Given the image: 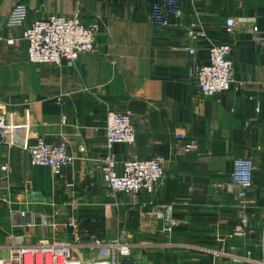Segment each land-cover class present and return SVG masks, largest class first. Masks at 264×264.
<instances>
[{"label": "crops", "instance_id": "crops-1", "mask_svg": "<svg viewBox=\"0 0 264 264\" xmlns=\"http://www.w3.org/2000/svg\"><path fill=\"white\" fill-rule=\"evenodd\" d=\"M154 1L0 0V36L18 3L28 6V22L77 14L85 25L99 26L98 50L81 54L75 67L31 64L25 43L0 40V105L17 112V124L29 112L30 144L65 142L76 158L58 177L48 168L31 167L21 145L11 150L7 174L0 158V257L12 247L62 241L71 236L72 223L98 216L96 232L105 240L139 244L134 255L141 264L264 260V0H182L183 17L160 26L150 19ZM228 17L255 19L249 29L239 24L232 39L235 82L229 93L196 95L188 68L207 65L212 44H227ZM196 19L206 37L190 42L197 52L191 56L184 46ZM22 31L16 29L15 36ZM111 110L132 112L137 129L133 148L121 143L112 149L119 172L131 157L165 161L166 176L153 195L116 193L103 181L99 164L107 152L105 120ZM179 132L195 149L181 151ZM236 158L254 162L245 200L226 189ZM164 203L175 207L173 242L248 261L164 246L168 239L152 214ZM241 215L251 233L231 238Z\"/></svg>", "mask_w": 264, "mask_h": 264}, {"label": "built area", "instance_id": "built-area-1", "mask_svg": "<svg viewBox=\"0 0 264 264\" xmlns=\"http://www.w3.org/2000/svg\"><path fill=\"white\" fill-rule=\"evenodd\" d=\"M28 11L29 8L25 3L14 5L8 14L0 40L10 45L25 43L31 64H51L60 67L65 62L68 66L75 67L81 54L98 50L96 38L99 32L98 25H85L77 14L73 16L50 14L28 22ZM183 14L182 0H156L151 6L150 19L155 25L160 26L166 24L169 18L181 19ZM254 21V18L237 20L228 17L224 29L225 35L229 38L227 44H212L209 48V63L207 65L194 63L188 68V75L193 79L196 87V95L212 96L231 91L235 82L231 61L234 50L232 39L239 24L249 29ZM18 28H23L20 37L15 36V30ZM188 36L190 41L184 46V50L194 56L197 53L196 48L190 42L206 37L200 20L196 19L189 24ZM24 116L25 123L17 124V112L0 105L1 171L7 174L11 164V150L21 145L28 153L31 167L48 168L54 177H58L64 167H70L75 163V156L69 151L65 142L54 145L38 139L37 143L30 144L29 112H25ZM65 120L64 117L63 121ZM105 122L107 152L99 164L104 183L116 193L153 195L166 176L164 159L152 157L139 160L131 157L122 163L119 172L112 149L121 143L130 148L136 145L137 129L133 114L130 111L111 110ZM175 137L182 141L181 151L187 153L195 149V143L186 141L183 133L179 132ZM233 169L231 182L226 184L227 192L237 190L240 200H245L254 181V162L251 158H236ZM152 214L155 222L158 223L161 236L168 239L164 245L167 248L192 250L211 255L215 259L228 257L235 263L248 261L245 257L227 254L222 250L215 251L203 246L173 242L177 221L175 207L172 204H156ZM239 220V225L229 237L246 239L251 233L248 228L249 221L244 215H241ZM100 224L98 216L84 223H72V233L69 238L53 243L38 241L30 247H12L6 257H0V264H141L134 255V250L140 246L139 244L119 237L112 241L105 240L99 232H96ZM253 262L264 264V260Z\"/></svg>", "mask_w": 264, "mask_h": 264}, {"label": "rangeland", "instance_id": "rangeland-1", "mask_svg": "<svg viewBox=\"0 0 264 264\" xmlns=\"http://www.w3.org/2000/svg\"><path fill=\"white\" fill-rule=\"evenodd\" d=\"M186 251V250H185ZM184 252V251H183ZM188 253H189V251H188Z\"/></svg>", "mask_w": 264, "mask_h": 264}]
</instances>
